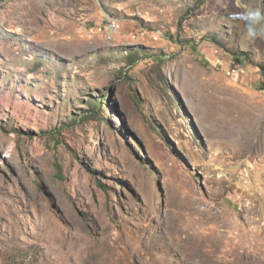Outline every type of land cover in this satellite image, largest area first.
<instances>
[{
  "label": "rangeland",
  "instance_id": "374dc122",
  "mask_svg": "<svg viewBox=\"0 0 264 264\" xmlns=\"http://www.w3.org/2000/svg\"><path fill=\"white\" fill-rule=\"evenodd\" d=\"M0 264H264V0H0Z\"/></svg>",
  "mask_w": 264,
  "mask_h": 264
},
{
  "label": "built area",
  "instance_id": "2783aa9c",
  "mask_svg": "<svg viewBox=\"0 0 264 264\" xmlns=\"http://www.w3.org/2000/svg\"><path fill=\"white\" fill-rule=\"evenodd\" d=\"M113 29L110 30V32L112 33Z\"/></svg>",
  "mask_w": 264,
  "mask_h": 264
},
{
  "label": "bare ground",
  "instance_id": "6f19581e",
  "mask_svg": "<svg viewBox=\"0 0 264 264\" xmlns=\"http://www.w3.org/2000/svg\"><path fill=\"white\" fill-rule=\"evenodd\" d=\"M118 25V24H117Z\"/></svg>",
  "mask_w": 264,
  "mask_h": 264
},
{
  "label": "trees",
  "instance_id": "16d2710c",
  "mask_svg": "<svg viewBox=\"0 0 264 264\" xmlns=\"http://www.w3.org/2000/svg\"><path fill=\"white\" fill-rule=\"evenodd\" d=\"M80 121V120H79Z\"/></svg>",
  "mask_w": 264,
  "mask_h": 264
}]
</instances>
